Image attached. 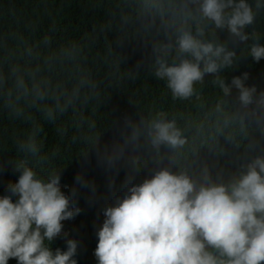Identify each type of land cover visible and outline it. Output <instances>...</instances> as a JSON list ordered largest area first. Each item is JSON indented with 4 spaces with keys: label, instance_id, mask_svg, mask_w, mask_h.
<instances>
[{
    "label": "trees",
    "instance_id": "16d2710c",
    "mask_svg": "<svg viewBox=\"0 0 264 264\" xmlns=\"http://www.w3.org/2000/svg\"><path fill=\"white\" fill-rule=\"evenodd\" d=\"M247 2L255 20L245 30L249 39L240 42L202 20L190 0H0V67L34 66L51 57L46 74L69 96L77 93L51 121L34 108L16 118L0 100V195H10L6 189L18 179V165L27 164L39 178L59 175L73 206L82 210L64 223L67 237L45 241L53 251L66 250L65 240L75 239L79 264H98L103 212L157 173L161 160L150 157L119 156L109 163L118 154L100 139L121 118L142 115L149 126L161 116L174 121L186 143L173 148L171 172H186L198 183L205 170L227 183L264 155V108H244L237 90L225 95L218 83L248 73L247 85L256 87L257 96L264 92V60L256 63L250 55L253 45H264V0ZM198 26L203 39L225 44L236 57L230 67L197 82L191 97L175 98L156 75L155 49L175 44L184 31L195 34ZM176 55L173 49L163 58L171 64ZM36 129L39 152L32 154L21 145Z\"/></svg>",
    "mask_w": 264,
    "mask_h": 264
},
{
    "label": "clouds",
    "instance_id": "9594fccd",
    "mask_svg": "<svg viewBox=\"0 0 264 264\" xmlns=\"http://www.w3.org/2000/svg\"><path fill=\"white\" fill-rule=\"evenodd\" d=\"M190 2L198 5L200 18L215 29L227 30L240 42L249 39L245 30L254 22L255 13L247 0ZM204 36V28L198 26L195 34L184 31L175 44L155 49L160 54L156 75L167 81L175 98L191 97L197 82L234 62L235 51ZM173 49L177 55L169 64L163 57ZM27 54L32 55L31 49ZM250 55L256 63L264 60V45H253ZM52 59L34 66L12 64L7 71L0 67V100L10 115L22 118L27 109L34 108L51 121L67 110L77 93L74 90L69 96L46 74ZM248 80L249 74L243 73L230 84L219 78L218 83L225 95L237 90L244 108L253 104L264 108V92L257 96ZM39 131L34 130L22 143L24 150L39 152L35 139ZM139 136L134 129L131 142ZM148 136L157 152L163 146L180 148L186 143L174 121H154ZM120 155L122 150L109 163ZM17 172L18 179L6 189L10 195H0V264L11 260L17 264H79L77 240L66 239V250L53 251L45 244L67 237L64 223L82 211L63 190L61 177L39 178L27 164L18 165ZM77 182L86 184L81 176ZM103 215L94 252L98 264H264V155L251 160L246 171L227 183L214 181L207 170L198 183L186 172L162 169L131 187L129 195Z\"/></svg>",
    "mask_w": 264,
    "mask_h": 264
},
{
    "label": "water",
    "instance_id": "95a60500",
    "mask_svg": "<svg viewBox=\"0 0 264 264\" xmlns=\"http://www.w3.org/2000/svg\"><path fill=\"white\" fill-rule=\"evenodd\" d=\"M159 120L165 121L164 117L162 116L159 118ZM149 128L150 126L147 124V121L143 118L142 115L131 118H121L115 122L111 131L106 135V137H112V139H120V144L129 152L138 150L140 152H145L146 154H148V157L153 160L160 158V163L154 168L156 172H159L162 169H168L169 171H171L172 163L174 160L173 147L163 146L161 147L159 152L153 149L148 136ZM134 129L139 131L140 136L138 140H136L135 142H131V136ZM124 158L132 157L130 156Z\"/></svg>",
    "mask_w": 264,
    "mask_h": 264
},
{
    "label": "rangeland",
    "instance_id": "374dc122",
    "mask_svg": "<svg viewBox=\"0 0 264 264\" xmlns=\"http://www.w3.org/2000/svg\"><path fill=\"white\" fill-rule=\"evenodd\" d=\"M100 142L104 145H107L112 151L116 152L117 154H119L122 150V155H120L121 157L131 156L136 160H143L145 157H148V154H146L145 152H140L138 150H133L129 152L125 147L120 144L121 142L118 138L112 139V137L107 138L106 136H104L102 139H100Z\"/></svg>",
    "mask_w": 264,
    "mask_h": 264
},
{
    "label": "flooded vegetation",
    "instance_id": "af4514ba",
    "mask_svg": "<svg viewBox=\"0 0 264 264\" xmlns=\"http://www.w3.org/2000/svg\"><path fill=\"white\" fill-rule=\"evenodd\" d=\"M158 160H160V158L156 159L155 161H158Z\"/></svg>",
    "mask_w": 264,
    "mask_h": 264
}]
</instances>
